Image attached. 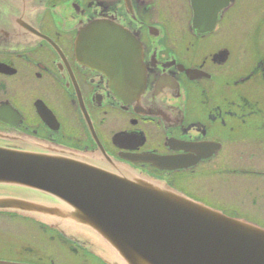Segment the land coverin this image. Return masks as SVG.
Wrapping results in <instances>:
<instances>
[{"label":"flooded vegetation","instance_id":"1","mask_svg":"<svg viewBox=\"0 0 264 264\" xmlns=\"http://www.w3.org/2000/svg\"><path fill=\"white\" fill-rule=\"evenodd\" d=\"M19 34L0 45V145L102 148L264 228V0H0L1 40ZM92 249L0 210V264H107Z\"/></svg>","mask_w":264,"mask_h":264},{"label":"water","instance_id":"2","mask_svg":"<svg viewBox=\"0 0 264 264\" xmlns=\"http://www.w3.org/2000/svg\"><path fill=\"white\" fill-rule=\"evenodd\" d=\"M20 37L0 38V45ZM84 59L97 65L94 53ZM32 143L36 150L0 145V187L39 196L0 193V210L32 217L66 237L83 235L107 264H264V228L192 200L102 148Z\"/></svg>","mask_w":264,"mask_h":264},{"label":"rangeland","instance_id":"3","mask_svg":"<svg viewBox=\"0 0 264 264\" xmlns=\"http://www.w3.org/2000/svg\"><path fill=\"white\" fill-rule=\"evenodd\" d=\"M21 189H23V188H21ZM6 190L10 191L9 188H7ZM25 190H26V191H24V192H19V191H17L18 195H19V196H20V195H26V194H30V192H32V191L27 190V189H25ZM8 191H7V193L10 194ZM35 194H37V193H35Z\"/></svg>","mask_w":264,"mask_h":264}]
</instances>
